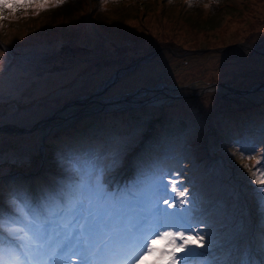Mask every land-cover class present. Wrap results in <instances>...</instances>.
Returning a JSON list of instances; mask_svg holds the SVG:
<instances>
[{"label":"rangeland","instance_id":"374dc122","mask_svg":"<svg viewBox=\"0 0 264 264\" xmlns=\"http://www.w3.org/2000/svg\"><path fill=\"white\" fill-rule=\"evenodd\" d=\"M102 1L80 0L75 8L24 22L10 14L12 21L2 22L0 189L7 178L30 176L51 162L61 166L63 150L48 160L51 146L45 143L65 128L81 132L90 121L110 117L106 125L115 127H105L98 137L86 132L85 139L106 145L107 130L122 139L136 130L139 147L164 120L156 147L168 151L177 142L178 151L189 141L187 133L195 132L198 145L192 152L198 160L192 166L213 182L187 174L195 188L193 201L212 203L209 219L220 230L234 222L233 216L247 223L244 211L258 209L259 201L255 177L239 157H249L264 140L260 133L246 132L264 121V0H225L224 7L219 0H204L192 8L170 0ZM155 51L151 61H140ZM132 112L146 120L134 121ZM244 134L255 139L248 154ZM259 155L253 170L262 172L264 145ZM201 185L217 193L200 201ZM226 194L231 207L220 213L216 204ZM259 221L264 225L262 217Z\"/></svg>","mask_w":264,"mask_h":264},{"label":"snow or ice","instance_id":"6c2138e0","mask_svg":"<svg viewBox=\"0 0 264 264\" xmlns=\"http://www.w3.org/2000/svg\"><path fill=\"white\" fill-rule=\"evenodd\" d=\"M64 2L0 0V28L5 27L7 12L35 9L33 15H38ZM121 156L119 140L61 155L70 179L40 197L22 184L0 189V264H207L197 258L211 251V233L207 244L198 233L185 234L195 230L194 223H203L193 215L195 202L187 206V189L178 191V180L173 179L172 192L181 199H165L168 186L162 177L160 182L145 177L124 190H112L109 174ZM239 158L255 182L264 184V172L253 171L259 158ZM254 193L264 205V187ZM158 240L165 241L163 247H157Z\"/></svg>","mask_w":264,"mask_h":264},{"label":"trees","instance_id":"16d2710c","mask_svg":"<svg viewBox=\"0 0 264 264\" xmlns=\"http://www.w3.org/2000/svg\"><path fill=\"white\" fill-rule=\"evenodd\" d=\"M45 146H51V152L48 154V158H50L51 156H53V155H55L56 153H57V150L59 149L58 147L59 146H57V144H56V142L54 141V140H52L51 141V143H45ZM58 149H57V148ZM56 148V150H54ZM235 155H236V157L238 158L239 157V155H238V151H236L235 152ZM231 159V158H230ZM231 161H235V160H233V159H231ZM236 162V161H235ZM237 163H238V160H237ZM51 164V163H50ZM256 196V195H255ZM254 196V197H255ZM256 201H257V198H256ZM258 204V203H257ZM256 204V205H257ZM261 207V206H260ZM244 214L245 215H251V218L254 220V221H258L260 218H261V215H260V213L259 212H257V211H255V210H252V212H251V210H250V212L249 211H247V212H245L244 211ZM247 218H248V216H247ZM247 231H249V233H251V235H253V236H256V237H258V238H261L262 239V235L260 234V233H255L254 232V230H253V228H252V223H251V219H250V217L248 218V226H247ZM254 238V237H253ZM231 239V238H230ZM241 239L242 240H245L244 239V237H242L241 236ZM235 250H237L238 248H234Z\"/></svg>","mask_w":264,"mask_h":264},{"label":"water","instance_id":"95a60500","mask_svg":"<svg viewBox=\"0 0 264 264\" xmlns=\"http://www.w3.org/2000/svg\"><path fill=\"white\" fill-rule=\"evenodd\" d=\"M243 46V45H242ZM246 48H250V49H254L255 50V47L254 46H247V45H244ZM188 52H192V51H188ZM157 53V51H155L153 54H151V55H147V56H145V57H142L141 59H140V61H142V62H147V61H151L152 60V58L154 57V55ZM136 63L134 62L133 63V65L132 66H130V69H132L133 68V66L135 65ZM129 68H127L126 70H130ZM123 70H125V69H123ZM120 71H122V70H120ZM119 72V71H118ZM106 88V87H105Z\"/></svg>","mask_w":264,"mask_h":264},{"label":"bare ground","instance_id":"6f19581e","mask_svg":"<svg viewBox=\"0 0 264 264\" xmlns=\"http://www.w3.org/2000/svg\"><path fill=\"white\" fill-rule=\"evenodd\" d=\"M90 122H92V121H90ZM94 127L98 128V125L96 126V124H94ZM125 159H129V156H127L126 158L124 157V161L123 162H126ZM130 160H132V158H130Z\"/></svg>","mask_w":264,"mask_h":264}]
</instances>
